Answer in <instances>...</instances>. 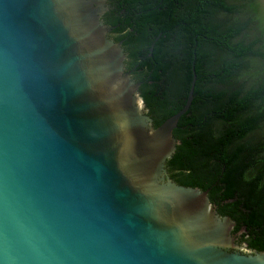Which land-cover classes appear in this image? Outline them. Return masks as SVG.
<instances>
[{
	"label": "water",
	"instance_id": "water-1",
	"mask_svg": "<svg viewBox=\"0 0 264 264\" xmlns=\"http://www.w3.org/2000/svg\"><path fill=\"white\" fill-rule=\"evenodd\" d=\"M107 1L0 0V264H264L209 190L166 177L195 67L155 128Z\"/></svg>",
	"mask_w": 264,
	"mask_h": 264
},
{
	"label": "trees",
	"instance_id": "trees-1",
	"mask_svg": "<svg viewBox=\"0 0 264 264\" xmlns=\"http://www.w3.org/2000/svg\"><path fill=\"white\" fill-rule=\"evenodd\" d=\"M114 1L119 2L117 15L125 9V18L118 16L117 21L131 30L126 42L130 68L139 63L135 48L149 47L163 33L146 76L138 79L155 128L184 107L193 78L169 80L162 91L163 45L177 55L180 68L182 54L187 59L190 55L195 65L194 101L179 121L180 143L167 161L169 174L179 185L210 189L219 213L246 224L252 245L264 246L253 202L264 200V12L259 0ZM225 164L230 177L240 172L242 179L260 183V188L245 189L238 196L232 187L225 190Z\"/></svg>",
	"mask_w": 264,
	"mask_h": 264
},
{
	"label": "flooded vegetation",
	"instance_id": "flooded-vegetation-1",
	"mask_svg": "<svg viewBox=\"0 0 264 264\" xmlns=\"http://www.w3.org/2000/svg\"><path fill=\"white\" fill-rule=\"evenodd\" d=\"M107 3L109 5V11L106 12L105 15L102 17V23L109 30L107 36L110 40L114 41L115 43H122V49L124 50V53L126 55V59L124 62L125 72H128L130 74L131 78L135 82L140 83L142 86V82L139 81L138 79L142 76H146L145 73H146L147 67L149 66V64L152 63V59L154 58V48L156 45V41H161L162 39H164L163 33H161V35H159L157 40L152 42L149 47L139 45L135 48L136 55H137L136 57H137L139 63L137 65H135V67L130 68V65H129L130 64V62H129L130 58H129V55H128L127 50H126V42L131 39V30H129V28L123 27L122 24L119 21H117L118 16L120 18H125V15H124L125 13L123 14V11H125V9L121 12L122 15H120V14L117 15L116 11L118 9L117 5L119 2H115L114 0H108ZM259 3H260V1H259ZM114 19H116V23L113 22ZM172 53H173L172 51H169L168 48L163 45V48L161 49V53L159 54V61L161 63V68L159 71H160L161 77L163 78V80L161 81V86H162L161 89L163 92H164V90H166L169 87L167 84V81H169V80L171 81L174 79L179 83V81H181L182 79H185L186 81H188L190 76L191 75L193 76L192 71H193V67H195V65H194V62L193 63L191 62L192 60H191L190 55H188V58H190V59H187L184 56V54H182V59H183L184 64L180 68V64L178 62L179 58H177V55L175 56ZM185 58H186V60H185ZM140 93H141V97H142L144 104H145V111L150 116L149 105H148V102L143 98V95L141 92V87H140ZM183 100H185V99H183ZM183 129H185V128H183ZM177 131H179V129L177 130V128H176L174 131L175 137H176ZM176 139H177V137H176ZM228 170H229L228 166H227V164H225L223 167V174H225L226 178L228 179L225 182V184H223L225 190H228L229 187H232L236 190V195L238 196V194H241L242 191L245 189H250L252 191V190L260 188V183H256L253 181L248 182V181H245L244 178L242 179L243 175H241L240 172H239V175L230 177ZM251 174H252V172H251V170H249L247 173V176L249 177V176H251ZM166 177L170 178L171 181L176 182V181H174L173 177L169 174V172L166 175ZM214 185H216V184L214 183ZM208 190H209V197H210V189H208ZM251 191H250V193H251ZM259 201H262V203L255 202V200H253V202L257 206L258 222L261 223L260 228L264 229V208L261 209V206L263 205L264 200L259 199ZM217 210H218V208H217ZM242 211L245 212L244 207L242 208ZM221 216H228L233 221H235L230 215H221ZM235 222H236V226L233 229V236L236 239V243L240 247L245 248V249H243V251L244 250H251V251L256 250V251H260V252L264 251L263 245H260V244H258L256 246L252 245V243H251V238H252L251 235L252 234L249 232L246 224L240 223V225H239L237 223V221H235ZM258 232H259V234L261 233L260 230H258ZM231 250L237 251L236 249H231Z\"/></svg>",
	"mask_w": 264,
	"mask_h": 264
},
{
	"label": "rangeland",
	"instance_id": "rangeland-1",
	"mask_svg": "<svg viewBox=\"0 0 264 264\" xmlns=\"http://www.w3.org/2000/svg\"><path fill=\"white\" fill-rule=\"evenodd\" d=\"M259 1H260V4L262 5L261 8L263 7V9H264V0H259ZM256 31H257V30L255 29L254 32H256ZM254 66H258V63L255 62V63H254ZM253 68H254V67H253Z\"/></svg>",
	"mask_w": 264,
	"mask_h": 264
}]
</instances>
